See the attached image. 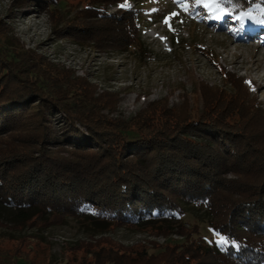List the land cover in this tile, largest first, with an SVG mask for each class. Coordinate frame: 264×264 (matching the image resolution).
I'll list each match as a JSON object with an SVG mask.
<instances>
[{
	"label": "trees",
	"instance_id": "obj_1",
	"mask_svg": "<svg viewBox=\"0 0 264 264\" xmlns=\"http://www.w3.org/2000/svg\"><path fill=\"white\" fill-rule=\"evenodd\" d=\"M21 1L57 13L77 10L65 28L78 42L147 53L136 11L107 10L126 0ZM232 2L236 10L264 12V0ZM14 36L0 28V201L26 225L72 216L97 229L93 235L125 226L187 236L158 252L82 243L77 250L89 255L78 264H264V108L245 78L227 71L223 86L200 80L199 111L184 101L143 109L131 121L112 119L109 95L95 97L69 70L35 60ZM54 114L64 124L61 134ZM187 207L203 213L221 239L202 235L198 224L186 226ZM11 262L34 264L0 255V264Z\"/></svg>",
	"mask_w": 264,
	"mask_h": 264
},
{
	"label": "rangeland",
	"instance_id": "obj_2",
	"mask_svg": "<svg viewBox=\"0 0 264 264\" xmlns=\"http://www.w3.org/2000/svg\"><path fill=\"white\" fill-rule=\"evenodd\" d=\"M22 4L21 0H0V23L3 22L0 28L12 29L19 44L32 51L35 60L46 59L69 70L67 73L78 77L77 85L85 91L91 88L89 92L94 91L95 97L101 93L109 95L107 102L114 105L109 115L112 119L131 121L143 109H155L165 103L174 107L184 101L199 111L202 107L199 81L223 86L227 71L245 78L251 95L256 96L264 108V23H261L264 12L258 6L238 13L240 9L236 10L237 5L232 0L214 3L217 11L222 12V8L227 16H232L225 25L212 14L205 16L206 9H198L200 4L196 0H126L107 6L110 13L121 8L136 11L140 17L141 47L147 52L143 54L139 49L132 52L102 50L67 35L66 22L77 20L75 9L58 10L59 17L47 6L30 4L25 8L27 6ZM73 7L77 8L76 4ZM172 13L178 15L172 16ZM248 15H253L260 23L253 35L247 34L242 18ZM51 121L59 134L64 132V124L55 114L51 115ZM76 125L79 132L87 134L85 126L79 122ZM187 210L181 220L186 226L198 224L202 235L221 239L202 222L203 213L196 209L191 211L190 207ZM59 218L55 217L54 221ZM65 219L46 224L37 218L35 224L28 223V226L16 209L0 201V255L26 257L34 264H78L84 255H89L84 249L77 250L82 243L104 250H111L117 244L124 249L144 245L158 252L160 246L187 241V236L179 233L157 234L125 226L93 235L97 229H89L72 216Z\"/></svg>",
	"mask_w": 264,
	"mask_h": 264
},
{
	"label": "bare ground",
	"instance_id": "obj_3",
	"mask_svg": "<svg viewBox=\"0 0 264 264\" xmlns=\"http://www.w3.org/2000/svg\"><path fill=\"white\" fill-rule=\"evenodd\" d=\"M199 8L200 9H204V10L206 9L204 15L205 16H209L210 14H212V16L214 17V19L216 21L218 20L219 22H221V25H225L226 22L228 21V19H231L230 17H232V16H227V14H225L224 11H222L223 13L221 11H217V7H215L214 3H212V4L211 3H207V6H205L204 4H200L198 6V9ZM213 13H215V14H213ZM217 17H220V19H217ZM242 18L245 21V25L247 26V28H246L247 34L253 35L254 31L259 30L260 23H258L256 21V18L253 15H248L247 17H242ZM249 37L252 38V36H249ZM236 42H239V39L236 40ZM246 43H249V42H246Z\"/></svg>",
	"mask_w": 264,
	"mask_h": 264
},
{
	"label": "snow or ice",
	"instance_id": "obj_4",
	"mask_svg": "<svg viewBox=\"0 0 264 264\" xmlns=\"http://www.w3.org/2000/svg\"><path fill=\"white\" fill-rule=\"evenodd\" d=\"M178 2H183V0H178ZM196 2L198 4H204L205 6H207V3H206V0H196ZM213 3H216V4H219L220 3V0H212ZM225 14H228L227 12H225ZM172 16H176L178 15L177 13H172L171 14ZM247 15V14H246ZM171 17L169 18H166L165 20V23L168 22V20L170 19ZM241 17H237V19H240ZM217 19H220V17H217ZM261 23H264V21H262ZM241 27H243V25H241ZM239 31V30H238ZM228 241L226 239H222L221 240V243H227Z\"/></svg>",
	"mask_w": 264,
	"mask_h": 264
}]
</instances>
